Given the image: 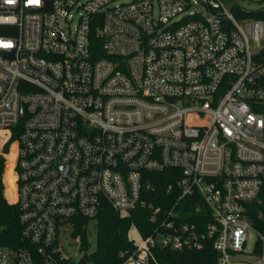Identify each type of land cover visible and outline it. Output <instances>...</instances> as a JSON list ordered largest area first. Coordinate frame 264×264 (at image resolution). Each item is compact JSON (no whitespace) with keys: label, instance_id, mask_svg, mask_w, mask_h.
Segmentation results:
<instances>
[{"label":"built area","instance_id":"obj_1","mask_svg":"<svg viewBox=\"0 0 264 264\" xmlns=\"http://www.w3.org/2000/svg\"><path fill=\"white\" fill-rule=\"evenodd\" d=\"M0 40L22 245L0 264H79L76 226L106 209L152 227L121 264L154 263L158 239L264 264L263 21L223 0H0Z\"/></svg>","mask_w":264,"mask_h":264},{"label":"trees","instance_id":"obj_2","mask_svg":"<svg viewBox=\"0 0 264 264\" xmlns=\"http://www.w3.org/2000/svg\"><path fill=\"white\" fill-rule=\"evenodd\" d=\"M240 15V13H238ZM258 21L264 22V10L254 14ZM8 159L11 164L7 168L6 184L8 194L15 202V176L13 174V162L15 159V147ZM4 161L0 160V249L18 248L21 245V226L19 223L20 212L16 205L8 203L4 196L3 174ZM254 225L260 226L262 222L256 215ZM89 221H82L76 226L74 237L81 235L83 249L87 252V231L84 229ZM97 251L90 255L91 264H121L119 253L123 250H134L136 244L129 238L132 228L137 229L141 238H146L152 233V227L143 212H132L127 215L119 214L111 209H106L97 219ZM217 255L211 244H208L202 252L177 253L169 249H158L155 252V262L152 264H216Z\"/></svg>","mask_w":264,"mask_h":264},{"label":"rangeland","instance_id":"obj_3","mask_svg":"<svg viewBox=\"0 0 264 264\" xmlns=\"http://www.w3.org/2000/svg\"><path fill=\"white\" fill-rule=\"evenodd\" d=\"M223 1L226 10L229 13H232V15L238 21L239 25L242 27H245L248 21L256 20L254 14H258L259 12L264 10V0H223ZM238 13H240V15H238ZM262 46L263 44H256L253 40H251L252 51L256 52L258 49H261ZM3 161H4V169H3L2 179H3V187L5 193L4 196L9 204L14 205L15 202L12 201L11 196L8 194V188L6 184L7 168L11 164V161L9 159ZM97 238H98L97 222L93 221L89 223L88 231H87L86 249L90 255H93L97 251ZM129 238L133 240L136 245H139L141 243V236L138 233L137 229L135 228H132L131 231L129 232ZM255 241L256 240L253 237L250 240L251 244H254ZM60 243L65 247V250L69 254H75L77 252L79 258H81L82 252L76 251V248L73 245V241L69 236V232L61 233Z\"/></svg>","mask_w":264,"mask_h":264},{"label":"water","instance_id":"obj_4","mask_svg":"<svg viewBox=\"0 0 264 264\" xmlns=\"http://www.w3.org/2000/svg\"><path fill=\"white\" fill-rule=\"evenodd\" d=\"M261 218H262V220L264 221V216H262ZM157 242H158V247H159L160 249H162V248H163V245H162V243H161V240L158 239ZM89 262H90V255H88V254H84V256H83V258L81 259V261H80L79 264H88Z\"/></svg>","mask_w":264,"mask_h":264},{"label":"clouds","instance_id":"obj_5","mask_svg":"<svg viewBox=\"0 0 264 264\" xmlns=\"http://www.w3.org/2000/svg\"><path fill=\"white\" fill-rule=\"evenodd\" d=\"M8 2H13V0H8ZM29 2L31 3V2H33V0H29ZM35 2H38V0H35ZM0 47L11 48L12 43H11V41L4 42L3 40H0Z\"/></svg>","mask_w":264,"mask_h":264}]
</instances>
